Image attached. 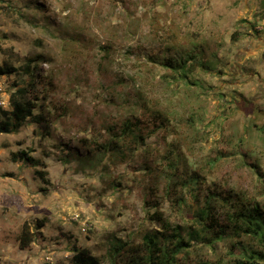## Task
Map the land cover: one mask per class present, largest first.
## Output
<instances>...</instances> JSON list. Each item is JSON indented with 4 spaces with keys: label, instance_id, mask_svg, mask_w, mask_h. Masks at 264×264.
Listing matches in <instances>:
<instances>
[{
    "label": "rangeland",
    "instance_id": "374dc122",
    "mask_svg": "<svg viewBox=\"0 0 264 264\" xmlns=\"http://www.w3.org/2000/svg\"><path fill=\"white\" fill-rule=\"evenodd\" d=\"M193 52L185 78L161 65ZM5 64L0 122L19 87L43 121L0 133V264H74L81 249L134 264L155 218L197 229L194 191L264 208V0H0ZM248 247L193 243L173 264H238Z\"/></svg>",
    "mask_w": 264,
    "mask_h": 264
},
{
    "label": "trees",
    "instance_id": "16d2710c",
    "mask_svg": "<svg viewBox=\"0 0 264 264\" xmlns=\"http://www.w3.org/2000/svg\"><path fill=\"white\" fill-rule=\"evenodd\" d=\"M196 55L188 54L184 60L178 58L176 61L162 62L161 65L171 69L174 73H178L179 77L185 78L187 65H193ZM35 60H28L22 67L24 74H30L31 65ZM159 64L158 62H156ZM203 66L209 64H201ZM17 72L12 65L5 64L0 67V76H11ZM28 89L19 87L9 97L11 110L9 112L1 111L3 120L0 122V133L10 134L20 128L27 121L42 123L41 115L34 114L36 109L35 101L28 97ZM128 133L134 135V131L129 129ZM137 137V136H135ZM243 158V155L241 156ZM14 160L32 163L25 152L15 154ZM243 161V160H242ZM191 183L195 184V180L191 179ZM194 201L200 206L191 214L192 221L197 227L196 230L190 231L187 236L183 237L179 232V228L173 231L169 222L157 217L154 219L155 225L159 230L153 233H146L143 236V244L145 247L144 255L137 256L139 261H133L134 264H173L175 258L181 252L187 251L192 247L193 243L210 246L213 241L222 240L224 237L237 239L246 237L251 239L260 249L251 247L243 249L240 254L238 264H256L257 261L264 262V208L258 203H250L245 201L243 196H238L232 200L233 196L227 197L219 194H208L200 203L198 194L192 192ZM185 203L186 198L178 201ZM218 205L226 210V225L220 224L215 212ZM153 220V219H152ZM42 227V222L40 224ZM229 231V233H228ZM33 241V234L28 230L26 224L23 225L21 236L19 239V247L21 250L26 249ZM74 264H99V260L90 254L87 249L79 250L72 258ZM49 264V263H42ZM205 264V263H203Z\"/></svg>",
    "mask_w": 264,
    "mask_h": 264
}]
</instances>
